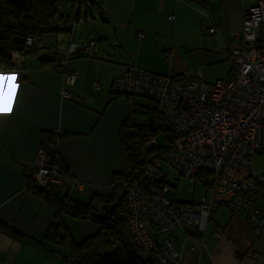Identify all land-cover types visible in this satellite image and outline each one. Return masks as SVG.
Returning a JSON list of instances; mask_svg holds the SVG:
<instances>
[{"label":"crops","instance_id":"crops-1","mask_svg":"<svg viewBox=\"0 0 264 264\" xmlns=\"http://www.w3.org/2000/svg\"><path fill=\"white\" fill-rule=\"evenodd\" d=\"M256 1L75 2L73 7L79 13L75 20L90 18L98 34L108 32L107 28L106 34H111L120 46L117 58L112 48L97 44L90 49L79 48L66 57L68 43L85 40L86 29L80 33L79 22L74 26L60 25L54 20L57 16L51 25L70 27L69 32L47 33L31 53L14 54L21 60L18 74L7 75V92L0 87V222L22 235L0 229V264H68L63 258V247L41 239L54 216V208L27 188L41 133L63 135L55 143L57 156L68 173L85 183L83 191H70L72 197L88 201L93 195L107 196L111 192V174L121 170L120 123L131 109L145 102L110 93L112 79L127 65L172 74L177 82L194 78L198 70L207 81L228 75L233 69L229 50L238 45L233 32L241 26L243 10ZM69 6H60V12L63 14ZM209 28L214 31L209 32ZM138 33L143 37L138 38ZM259 43L264 44V27ZM55 64L75 73L72 84L65 83ZM92 82L99 89L93 88ZM64 88L70 92L68 99L60 97ZM260 167H264V160ZM259 206L264 214V196L260 197ZM63 221L76 242L95 234L99 227L90 219L63 216ZM214 225L221 227L216 235ZM263 237L264 231L252 226L245 213L226 204H219L214 210L203 248L192 240L194 250H187L182 228L171 234L182 250L177 264H264Z\"/></svg>","mask_w":264,"mask_h":264},{"label":"built area","instance_id":"built-area-1","mask_svg":"<svg viewBox=\"0 0 264 264\" xmlns=\"http://www.w3.org/2000/svg\"><path fill=\"white\" fill-rule=\"evenodd\" d=\"M263 27L264 0H258L243 10L241 26L233 32L238 45L229 50L233 69L224 77L207 81L198 70L194 78L177 82L172 74L127 65L110 82V93L152 100L173 135L164 153L149 157L142 180H131L124 192L123 217L128 235L138 250L157 264L179 262L182 250L171 238L178 228H182L187 250H194L192 240L203 248L208 222L219 204L245 213L252 226L264 231V214L259 206L264 196V167L255 169L253 163V156L264 150V44L259 43ZM137 36L142 38L143 34ZM26 44L37 47L39 41L27 37ZM92 46L93 40L81 44L71 41L66 57ZM15 53L10 52L13 66H0V72L18 74L21 60ZM54 68L61 71L66 84L73 83L74 72H66L58 64ZM91 85L99 89L96 82ZM60 97L68 99L71 95L64 88ZM164 164L193 183L199 181V172H208L202 197L189 202L169 200ZM30 177L37 185L53 186L62 193L83 191L85 187L82 180L48 162L41 147ZM220 231L221 227L214 225L213 234Z\"/></svg>","mask_w":264,"mask_h":264},{"label":"trees","instance_id":"trees-1","mask_svg":"<svg viewBox=\"0 0 264 264\" xmlns=\"http://www.w3.org/2000/svg\"><path fill=\"white\" fill-rule=\"evenodd\" d=\"M90 0H0V66L10 68L11 51L26 55L35 46H27L26 38L39 41L47 33L69 32L70 27L58 28L51 25L60 6L78 5ZM76 12L75 19L78 17ZM127 96V95H126ZM131 109L122 119L118 140L121 157V170L113 172L110 178L111 192L107 196H91L88 201L62 193L53 186L41 187L28 177V190L44 199L54 208V216L48 223L41 239L63 247V258L68 264H157L151 257L141 256L126 230L124 213L126 203L124 192L128 183L142 180L143 170L151 155L160 156L172 142L170 128L159 113L157 105L150 99ZM162 134L166 146L152 144V139ZM63 135L42 132L40 147L50 163L58 164L65 172L66 167L57 156L55 143ZM264 155V150L258 152ZM208 172H199L198 180L208 185ZM96 200L97 203L93 202ZM99 204L100 206H97ZM114 204L112 213L105 220L91 216L92 211H101V206ZM63 216L76 219H90L98 224L95 234L76 242L64 224ZM0 229L12 235H22L16 229L0 222Z\"/></svg>","mask_w":264,"mask_h":264},{"label":"rangeland","instance_id":"rangeland-1","mask_svg":"<svg viewBox=\"0 0 264 264\" xmlns=\"http://www.w3.org/2000/svg\"><path fill=\"white\" fill-rule=\"evenodd\" d=\"M61 7H59L60 9ZM58 9L57 14H56V18H54L55 22H59V24H66V26H71V24H73V26L75 24H77V22H79L78 24H80L81 28L79 29V32L82 33L84 29H86V34L85 37L86 39L83 41H78L76 43H83L84 41H90L93 40L94 41V45H101L103 47H109L112 48V52H113V56L114 57H118L119 53H120V46L117 42L114 41V38L112 37L111 34H106L109 33V30L106 29V31L108 32H103V34H98L97 31L94 29V27H92V20L90 18L88 19H84L82 18L81 20H75V15L77 12V8H75V6L73 7V5H70L69 7H67L65 9V11L62 14V10L60 12V10ZM82 14V12H81ZM97 22L99 24H102L101 21L99 19ZM88 22V24H86ZM86 24V25H85ZM87 25H90L88 27H86ZM86 27V28H85ZM104 29V28H103ZM65 34V33H63ZM96 35H103L106 38H100V39H96ZM90 38V39H87ZM94 47V46H93ZM92 48V47H91ZM90 49V48H89ZM134 66V65H132ZM137 67V66H134ZM139 68V67H137ZM141 69V68H139ZM224 77V76H223ZM130 97H135L138 98L140 101L144 100V97H139V96H130ZM153 143H155L158 146H166L167 145V141L165 140V138L163 137L162 134H158L156 135L153 139H152ZM264 160V157L260 154H255L253 156V163H254V168L257 169L259 168V164L261 161ZM162 170L166 173V177H165V186L168 189V192L166 194L167 198L169 200H174V201H182V202H189V201H198L202 195L205 193V186L200 182H190L187 179H185L184 177H182L181 175L178 174V172L172 168L169 165H162ZM190 188H193V191L190 190ZM141 256L143 257H147L145 254L140 253Z\"/></svg>","mask_w":264,"mask_h":264},{"label":"water","instance_id":"water-1","mask_svg":"<svg viewBox=\"0 0 264 264\" xmlns=\"http://www.w3.org/2000/svg\"><path fill=\"white\" fill-rule=\"evenodd\" d=\"M102 37L96 36V39H100ZM114 204L110 206L102 205L101 211H92L91 216L98 219V220H105L107 217L112 213Z\"/></svg>","mask_w":264,"mask_h":264},{"label":"snow or ice","instance_id":"snow-or-ice-1","mask_svg":"<svg viewBox=\"0 0 264 264\" xmlns=\"http://www.w3.org/2000/svg\"><path fill=\"white\" fill-rule=\"evenodd\" d=\"M0 77H3V84L0 85V87H3L4 90L7 92L10 88V85L8 83V77L7 74L0 73ZM13 97H15V92H12Z\"/></svg>","mask_w":264,"mask_h":264}]
</instances>
